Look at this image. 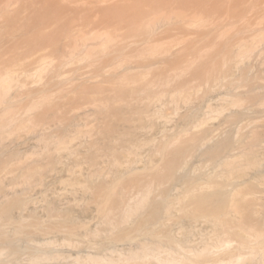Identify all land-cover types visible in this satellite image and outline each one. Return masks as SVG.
<instances>
[{
    "label": "bare ground",
    "instance_id": "bare-ground-1",
    "mask_svg": "<svg viewBox=\"0 0 264 264\" xmlns=\"http://www.w3.org/2000/svg\"><path fill=\"white\" fill-rule=\"evenodd\" d=\"M108 1L0 0V264H264V0Z\"/></svg>",
    "mask_w": 264,
    "mask_h": 264
},
{
    "label": "rangeland",
    "instance_id": "rangeland-1",
    "mask_svg": "<svg viewBox=\"0 0 264 264\" xmlns=\"http://www.w3.org/2000/svg\"><path fill=\"white\" fill-rule=\"evenodd\" d=\"M88 1H91V0H88ZM93 1H97V0H93ZM113 1H114V0H109L108 2L104 3V5L111 4ZM137 1H139V3H140V0H137ZM141 2H142V1H141ZM137 4H138V2H137ZM102 17H103V16H100V18H102ZM3 20H4V19H0V23L4 22ZM3 28H4L5 30L7 29L5 26H3Z\"/></svg>",
    "mask_w": 264,
    "mask_h": 264
}]
</instances>
